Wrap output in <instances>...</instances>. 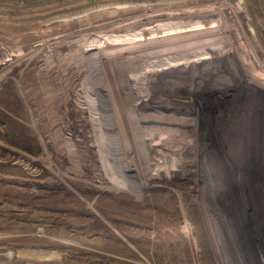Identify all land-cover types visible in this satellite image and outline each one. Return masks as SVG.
Instances as JSON below:
<instances>
[{"label": "rangeland", "instance_id": "rangeland-1", "mask_svg": "<svg viewBox=\"0 0 264 264\" xmlns=\"http://www.w3.org/2000/svg\"><path fill=\"white\" fill-rule=\"evenodd\" d=\"M212 1L0 0L1 243L264 264V0Z\"/></svg>", "mask_w": 264, "mask_h": 264}, {"label": "crops", "instance_id": "crops-1", "mask_svg": "<svg viewBox=\"0 0 264 264\" xmlns=\"http://www.w3.org/2000/svg\"><path fill=\"white\" fill-rule=\"evenodd\" d=\"M219 4L221 0H213ZM40 247L9 246L0 242V264H68L62 256H47Z\"/></svg>", "mask_w": 264, "mask_h": 264}, {"label": "bare ground", "instance_id": "bare-ground-1", "mask_svg": "<svg viewBox=\"0 0 264 264\" xmlns=\"http://www.w3.org/2000/svg\"><path fill=\"white\" fill-rule=\"evenodd\" d=\"M238 212H239V211H238ZM239 213H240V212H239ZM238 217H239V216H238ZM250 219H251V218H250ZM252 220H253V219H252ZM252 231H253V230H252ZM253 234H254V233H253ZM259 243H260V242H259ZM249 245H250V244H249ZM260 245H261V244H260ZM246 248H247V247H246ZM260 249H261V248H260ZM260 249H259V250H260ZM250 252H251V251H250ZM255 252H256V251H255ZM255 252H254V253H255ZM263 252H264V250H263ZM245 255H246V254H245ZM261 257H262V256H261ZM258 258H259V257H258ZM258 258H257V259H258Z\"/></svg>", "mask_w": 264, "mask_h": 264}]
</instances>
